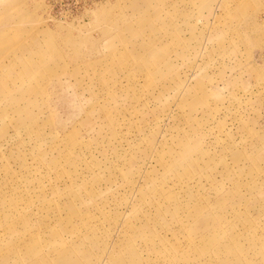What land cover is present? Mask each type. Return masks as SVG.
Segmentation results:
<instances>
[{"label": "rangeland", "instance_id": "rangeland-1", "mask_svg": "<svg viewBox=\"0 0 264 264\" xmlns=\"http://www.w3.org/2000/svg\"><path fill=\"white\" fill-rule=\"evenodd\" d=\"M0 264H264V0H0Z\"/></svg>", "mask_w": 264, "mask_h": 264}]
</instances>
